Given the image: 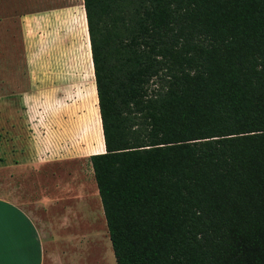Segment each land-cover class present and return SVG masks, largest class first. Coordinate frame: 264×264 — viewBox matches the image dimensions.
I'll list each match as a JSON object with an SVG mask.
<instances>
[{
	"label": "trees",
	"instance_id": "obj_1",
	"mask_svg": "<svg viewBox=\"0 0 264 264\" xmlns=\"http://www.w3.org/2000/svg\"><path fill=\"white\" fill-rule=\"evenodd\" d=\"M115 264H264V0H82Z\"/></svg>",
	"mask_w": 264,
	"mask_h": 264
},
{
	"label": "rangeland",
	"instance_id": "obj_2",
	"mask_svg": "<svg viewBox=\"0 0 264 264\" xmlns=\"http://www.w3.org/2000/svg\"><path fill=\"white\" fill-rule=\"evenodd\" d=\"M19 12L41 17L37 30L40 38L28 47L29 65L20 40ZM43 73L49 91L61 88L64 92L39 94ZM74 79L77 87L70 86ZM74 87L76 94L70 92ZM85 110L91 152L102 153L82 0H0V198L38 199L40 185L45 190L55 184L64 194L55 213L57 231L74 235L73 243L86 254L87 264H114L86 143L81 138L73 146L62 142L61 152L65 153L67 147L82 161L77 164V173L73 167H57L56 177L49 183L47 177L39 176V170L25 164L30 153L28 142L44 136L64 137L71 114L73 124ZM21 152L26 159H22ZM75 183L76 197L72 191Z\"/></svg>",
	"mask_w": 264,
	"mask_h": 264
},
{
	"label": "crops",
	"instance_id": "obj_3",
	"mask_svg": "<svg viewBox=\"0 0 264 264\" xmlns=\"http://www.w3.org/2000/svg\"><path fill=\"white\" fill-rule=\"evenodd\" d=\"M39 15L36 13L30 15L23 12L17 13L20 40L24 45V58L28 65L30 64V49L28 47L31 43L36 44L40 38L37 32L41 26ZM43 76V83L41 82L38 86H43V89L39 88V94L42 95L51 92L49 88L45 87V73ZM73 83L68 84L77 87L75 79ZM76 87L70 89V92L76 94L74 91ZM53 90V93L51 92L49 95L59 94L58 90L64 92L61 88ZM52 110L55 111V109ZM50 112L52 111L50 110ZM71 117L72 114L66 129L67 136L58 138L44 136L41 139L37 137V139L28 142L30 153H27V159L23 152L20 153V156H23L22 159L27 160H25V164L29 168L32 166L39 170V176L47 177V183L56 177L55 170L57 167H61L63 164L69 169L73 167L72 169L77 173V164L82 161V159H77L76 154L70 153L72 152L70 149L68 152L67 147H65V153L61 152L62 142L73 146L74 141L77 142L81 138L83 140L81 142L86 143L89 156L93 155L90 134L86 132L87 110L82 113L80 119L77 117L73 124ZM100 148H102L101 145ZM22 165L24 164L22 163ZM72 187L76 197L77 183ZM72 191L69 190L68 194ZM39 192V198L32 200L0 198V264H87L86 254L80 252L73 243L74 235L57 231L58 222L55 213L56 209L61 207L60 198L64 195L63 191L53 184L51 188L47 187L45 190L40 185ZM65 220L69 219L65 217Z\"/></svg>",
	"mask_w": 264,
	"mask_h": 264
}]
</instances>
